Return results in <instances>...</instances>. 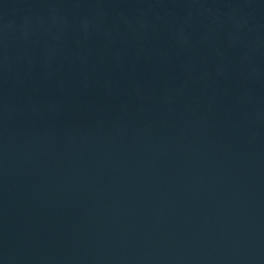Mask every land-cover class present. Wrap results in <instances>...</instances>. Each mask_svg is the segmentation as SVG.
Masks as SVG:
<instances>
[{
    "label": "water",
    "instance_id": "1",
    "mask_svg": "<svg viewBox=\"0 0 264 264\" xmlns=\"http://www.w3.org/2000/svg\"><path fill=\"white\" fill-rule=\"evenodd\" d=\"M0 264H264V0L1 194Z\"/></svg>",
    "mask_w": 264,
    "mask_h": 264
}]
</instances>
